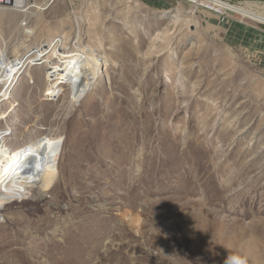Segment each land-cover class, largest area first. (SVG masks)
<instances>
[{
	"label": "rangeland",
	"instance_id": "rangeland-1",
	"mask_svg": "<svg viewBox=\"0 0 264 264\" xmlns=\"http://www.w3.org/2000/svg\"><path fill=\"white\" fill-rule=\"evenodd\" d=\"M43 1L29 28L0 10L5 58L22 64L0 84V130L16 152L57 142V179L0 206V264H224L236 251L264 264V24L188 0ZM228 1L264 15V0ZM56 40L105 56L78 101Z\"/></svg>",
	"mask_w": 264,
	"mask_h": 264
},
{
	"label": "bare ground",
	"instance_id": "bare-ground-1",
	"mask_svg": "<svg viewBox=\"0 0 264 264\" xmlns=\"http://www.w3.org/2000/svg\"><path fill=\"white\" fill-rule=\"evenodd\" d=\"M213 2L217 6L233 10L243 17L264 24V15L253 11V9L248 6H241L240 4H233L223 0H216ZM42 3L43 6H46L48 0H44ZM33 5L34 2H32V7ZM37 11L38 10L29 11V14L34 16ZM3 14L4 12H0V19H2ZM176 21H178V19ZM175 23L176 22L170 24V30L175 28ZM60 38L64 37L61 36ZM58 41L59 40H56L52 44L53 52L67 63L68 66L66 65L67 70L65 73L67 74L72 99L78 101L80 97L82 98L87 94L88 90L94 88V84L101 74V66L106 64V59L105 56H99V54L89 46H80L75 51L70 52L62 51L60 50L62 49V40H60V43H58ZM2 46L3 52L0 56V84L8 87L12 81L16 79L22 64L16 63L11 59L7 60L5 58L6 52L4 50L3 40ZM36 51L40 53L42 50L37 48ZM37 59L38 57L34 58L33 61ZM5 91L6 89H4L3 95L6 94ZM7 128H9V126H6V129ZM6 129L0 130V206L11 200H22L26 194L29 193V187L31 188L35 183H37L36 187L40 189L41 194L46 193L49 190L48 185L56 180L57 176L55 175V171L46 165L45 159L54 156L60 147L57 142L35 141L31 142L27 148L16 152L6 144ZM46 166L47 169H49L47 173L46 171L44 173V168ZM122 215L123 214L120 213L117 216L119 221L124 220L123 223L125 225L133 223L132 218L128 217L125 219L127 215H123V217Z\"/></svg>",
	"mask_w": 264,
	"mask_h": 264
},
{
	"label": "built area",
	"instance_id": "built-area-1",
	"mask_svg": "<svg viewBox=\"0 0 264 264\" xmlns=\"http://www.w3.org/2000/svg\"><path fill=\"white\" fill-rule=\"evenodd\" d=\"M188 1L190 2L191 6L195 10L205 9V10L213 12L215 14H223L224 12L229 11L227 9H222L219 6H217L213 2L216 0H188ZM226 1H228V0H226ZM32 2H33V0H0V9L11 10V11L23 13L24 16L21 19L19 25L21 26V28L22 27L23 28H29L30 18L27 17V13H29V10L32 8ZM2 52H3V46H2V39L0 37V56H1ZM6 54H7V50H6ZM13 57H11V58L9 57V59H12ZM59 94L60 93H55V95L51 96V98L57 97ZM11 201H14V200H11Z\"/></svg>",
	"mask_w": 264,
	"mask_h": 264
},
{
	"label": "clouds",
	"instance_id": "clouds-1",
	"mask_svg": "<svg viewBox=\"0 0 264 264\" xmlns=\"http://www.w3.org/2000/svg\"><path fill=\"white\" fill-rule=\"evenodd\" d=\"M224 264H248L247 257L240 252H230Z\"/></svg>",
	"mask_w": 264,
	"mask_h": 264
}]
</instances>
